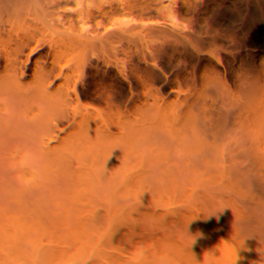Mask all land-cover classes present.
Here are the masks:
<instances>
[{
    "label": "trees",
    "instance_id": "16d2710c",
    "mask_svg": "<svg viewBox=\"0 0 264 264\" xmlns=\"http://www.w3.org/2000/svg\"><path fill=\"white\" fill-rule=\"evenodd\" d=\"M0 264H264V0H0Z\"/></svg>",
    "mask_w": 264,
    "mask_h": 264
}]
</instances>
